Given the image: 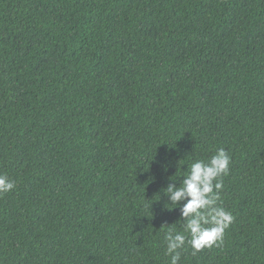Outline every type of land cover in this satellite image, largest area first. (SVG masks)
Segmentation results:
<instances>
[{"label": "trees", "instance_id": "obj_1", "mask_svg": "<svg viewBox=\"0 0 264 264\" xmlns=\"http://www.w3.org/2000/svg\"><path fill=\"white\" fill-rule=\"evenodd\" d=\"M220 148L233 221L177 264H264V0H0V264H171Z\"/></svg>", "mask_w": 264, "mask_h": 264}, {"label": "clouds", "instance_id": "obj_2", "mask_svg": "<svg viewBox=\"0 0 264 264\" xmlns=\"http://www.w3.org/2000/svg\"><path fill=\"white\" fill-rule=\"evenodd\" d=\"M229 164L230 156L220 148L208 161H194L182 175L183 179L178 186L170 183L164 189L170 206L166 208L171 210L172 205H179L180 220L184 221L183 232L169 229L165 235L166 254L171 255V264H177L179 250L186 243L195 253L218 246L223 241L224 232L233 221V216L218 206L217 202L224 186L221 177L228 175ZM14 187V181L0 174V194L7 193Z\"/></svg>", "mask_w": 264, "mask_h": 264}]
</instances>
